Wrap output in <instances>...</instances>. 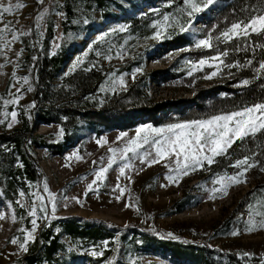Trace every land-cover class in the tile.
Segmentation results:
<instances>
[{
    "label": "rangeland",
    "instance_id": "rangeland-1",
    "mask_svg": "<svg viewBox=\"0 0 264 264\" xmlns=\"http://www.w3.org/2000/svg\"><path fill=\"white\" fill-rule=\"evenodd\" d=\"M231 1L217 0V3L205 9L206 17L202 19L197 17L188 29L187 43L176 48L158 47L151 49L152 51L144 57L145 70L154 74L148 83V94L153 103L160 108L155 115L156 122L152 125L153 127L179 123L184 120L206 119L211 115L235 110L228 102L232 100L233 95L245 87L240 85L239 81L244 76H250V78H245L250 81L252 78L257 79L259 77L253 71V67H258V64L255 65L254 63L241 70H237L235 67L224 69L222 74L211 79L204 78L208 72L213 71V68L207 65L202 71L194 72L191 76L188 75L191 65L187 61L195 62L202 57H213L218 50L225 48L231 51L229 53L232 60L235 56L241 55L242 49L248 47L250 40L245 42L243 38L234 39V41L227 43L213 40L212 43L216 45L215 48L195 47L196 41L203 39L209 32L215 37L219 35L221 30L230 26L233 22V13L225 11L224 8ZM18 3L23 7L15 9L12 13H3L0 27L11 21L17 30L28 34L15 41L10 50L5 49L7 62L6 57L0 55V64L3 65V68H0V97L10 100L18 94L17 89H20L22 95L17 104H9L6 108L3 101L0 100V112L7 111L10 113L9 107L16 110L21 104L32 103L33 90L28 92V84H24L19 79L28 76L29 84H31L30 70L22 67L24 51L19 57L16 56L17 52L23 50V40H27L32 35L35 46L40 49L43 46L46 27L51 22L54 37L49 42V54H54L62 44L60 27L62 16L57 14L55 8L61 5L63 0H44L43 4L38 3V0H0V4L5 6ZM44 8H47L48 11L39 21L37 27L35 18ZM145 10L146 8H143L141 11L144 12ZM91 21H94L95 25H99L98 23H101L100 15L97 14ZM108 26L104 25L101 31ZM163 29L164 27L159 28V35L155 36L154 40L160 39ZM83 30L84 27L80 29V32L70 34L66 39L69 46L80 48V51L71 56L58 78L64 76L65 73L73 72L77 68L84 60L89 45L93 40H96L99 34L96 32L86 36L82 33ZM153 43L154 41L148 42L145 46ZM133 45L142 47L143 43L133 42ZM237 46L241 48L240 51L234 50ZM120 54L122 59L118 55L111 57L113 73L101 85V93L124 92L139 74L136 72L135 77H133L135 69L131 73L120 75L114 73L127 62L125 46ZM78 58V65L73 71H69L77 63ZM210 63L214 64L215 62L210 61ZM229 72L232 75H229ZM13 73H15V78ZM121 76L125 81L123 86L119 84ZM57 79L53 82L54 86L57 84ZM10 119L9 116L8 120ZM3 125L9 131L17 123L8 128L6 121L5 124H0V130ZM140 126L121 130L111 129L101 132L98 137L92 133H81L73 145L65 149L60 156L53 155L46 149L34 150L35 162L42 178L37 186L31 188L28 193L39 190L46 196V193H43V183L46 178L50 190L57 194L58 201L54 218L40 219L41 214L38 213L37 229L34 236L41 228L58 220L74 219L80 222L101 224L114 233L111 241V253L102 264H106V262H110V264H175L168 258H164L159 251L144 249L141 246V240L145 236H150L156 242L190 244L218 250L225 254L240 255L249 252L255 257L264 259L262 256L264 254V229L257 228L252 232L244 231V222L248 218L249 205L256 206L258 201H264V189L256 190L257 185L264 183V171H260V169L248 170L245 173L246 182L229 187L227 195H217L215 199H209L208 190L214 186L213 180L197 178L200 168L180 176L178 182H169L166 179L167 175L176 176L173 158H165V160H159L157 163L149 165L147 163L142 164L138 158L132 157V154L129 153L132 167L125 169V174L122 175L119 171L122 161L119 159V153H117L116 163L108 169L105 179L97 181L92 190L87 189V185L95 178L94 169L98 170L101 167V158L103 157L104 164H107V157L112 155L108 149L110 147L123 148L128 139L136 137V129ZM35 129L36 134L45 136V141L48 143L62 142L63 133L58 135L60 129L57 127L36 124ZM148 131L147 129L143 130L141 136ZM121 132L127 133V136L117 140L116 137ZM151 135L155 136L156 134ZM100 137H104L107 142L98 144L97 139ZM140 151H150L153 156L155 154L149 145H144ZM73 152H76L82 159L78 160L75 157L66 159ZM94 161L95 163H93ZM166 163L171 164L172 170L166 166ZM117 184L125 189L123 193L116 188ZM249 192L251 195H248ZM117 196H120L119 201L116 199ZM64 197H78L81 202L77 203L71 199L65 200ZM183 198L187 200V203L180 212L175 211V202ZM23 199L29 205L32 202L29 196H25ZM65 203H67V207L64 206ZM126 204L130 206L126 207ZM0 210H4L6 214V218L0 219V264H11L17 258L22 257L25 252L19 249L18 244H12L10 241L15 236L18 238V242H23V229L30 230L32 228V218L26 215L28 218L27 226H23L22 221L17 222L8 218L12 208L10 209L8 203L2 201V195H0ZM49 215H51L50 205ZM237 229H239V234L231 235V232ZM168 233H172L179 239L170 238ZM117 234H119L118 246L116 243ZM62 241L66 244V260L72 253L74 257L81 258L86 255L92 256L90 252L93 249L102 252L108 249V244L105 246L103 243L100 245L101 247H97L93 245L83 246L79 243L70 245L64 238ZM77 264H85V261L80 260Z\"/></svg>",
    "mask_w": 264,
    "mask_h": 264
},
{
    "label": "trees",
    "instance_id": "trees-1",
    "mask_svg": "<svg viewBox=\"0 0 264 264\" xmlns=\"http://www.w3.org/2000/svg\"><path fill=\"white\" fill-rule=\"evenodd\" d=\"M183 6V0H172L171 3L168 0H63V3L55 8L56 12L63 15L60 23L62 44L54 54H49V42L54 37L51 22L46 27L43 46L40 49L35 46L32 35L23 40L22 67L31 72V101H35V107L28 109L26 114V104H21L16 109L17 125L9 131L3 125L0 130V193L4 203L12 201L17 222L22 221L23 226L28 224L26 210L15 203L19 198V191L28 193L42 178L34 158L35 149H46L49 153L60 156L65 149L73 145L81 133H92L98 137L101 132L111 129H130L137 125L155 124V115L160 108L148 94V83L154 74L145 70L143 59L151 49L176 48L188 42V30L180 31L181 26L189 29V17L178 11ZM262 6L264 0H232L224 10L231 11L232 21H235L248 18L254 14V8ZM143 8H146L144 12L141 11ZM165 13L171 14L167 22L171 26H165L160 39L154 40L158 27L153 22L161 21ZM97 14L101 17L99 25L91 21ZM206 14L204 9L196 14L195 20L197 17L205 18ZM172 17L176 19L173 20ZM85 19L87 24L84 23ZM104 25L109 26L101 31ZM118 25L127 27L121 31ZM82 27V33L86 36L96 32H99L98 36L103 33L108 35L100 40H93L91 48L77 68L58 78L71 56L80 51V48L69 46L66 39L70 34L80 32ZM113 28L115 31H110ZM249 40V45L245 48L247 50L242 49L241 55L232 60L231 51L228 49L230 53L225 58L226 62L239 61L243 65L246 59H252L257 65L264 59V49L257 47L255 53L251 50L254 44H264V36L251 33ZM151 41H154L152 45L145 46ZM133 42H142L143 46L136 47ZM213 45L215 48L216 45ZM124 46L127 62L114 73H131L137 68L141 71L124 92L101 93V85L113 73L112 59L105 57H116ZM245 78L250 76H244L242 79ZM56 79L57 84L54 86ZM261 101H264V76L252 78L228 103L233 109H237ZM9 108L10 111L13 110ZM36 124L63 129L62 142H46L45 136L36 134ZM252 152L257 153V159L264 161V133L246 137L243 141H235L224 155L214 158V163H205L196 177L213 180L217 174L231 175L239 171L234 167L235 160L250 156ZM251 169L258 170L260 167ZM262 189L264 183L256 186L257 191ZM248 195H251V192ZM186 203L185 198L175 202V211L180 212ZM20 216L24 219L20 220ZM113 237L114 233L101 224L74 219L58 220L41 228L35 240L26 246L28 251L11 264H77L80 260L85 261V264H102L111 253ZM63 238L70 245L79 243L97 247L107 241L108 249L100 256L86 255L77 258L72 253L66 260V244L62 241ZM141 241L144 249L159 251L164 258L175 264H260L261 261L254 255L244 257L190 244L156 242L150 236L143 237Z\"/></svg>",
    "mask_w": 264,
    "mask_h": 264
},
{
    "label": "snow or ice",
    "instance_id": "snow-or-ice-1",
    "mask_svg": "<svg viewBox=\"0 0 264 264\" xmlns=\"http://www.w3.org/2000/svg\"><path fill=\"white\" fill-rule=\"evenodd\" d=\"M44 0H38V3L43 4ZM169 3L172 0H168ZM217 3V0H183V7L178 9L182 14H186L189 19L187 20V25L190 28L193 25V22L196 18V14L207 9L210 5ZM23 5H2L0 4V20H3V13H12L15 9L21 8ZM48 11L47 8L42 9L36 16L37 27L39 26V21L43 18L44 14ZM252 15L243 20H235L231 22L230 26L219 32L218 36H213L211 32L206 35L203 39H199L195 43L196 48H213V40L221 41L227 43L229 41H234V39L243 38L245 42L250 39L251 33H256L261 36H264V6L260 8H254ZM58 15H63V13H57ZM171 14L165 13L163 19L161 21H154L153 24L157 25L158 30L154 33L155 36L159 35V28L165 26H171L167 22L170 19ZM173 20L176 17H172ZM75 22V21H74ZM84 23L87 24L88 21L85 19ZM119 30L123 31L127 26L126 25H118ZM215 27V26H214ZM188 28L184 26L180 27V31H187ZM110 31H115V29H110ZM28 33L19 31L12 25L11 21L6 22L0 27V55H4L6 57L7 62V52L5 49H11V45L17 41L21 36L26 35ZM10 35V39H9ZM108 35V33H103L101 36L97 37V40L103 38V36ZM259 47L264 49V44H254L252 45V51L255 53L256 48ZM91 48V45H89ZM235 51H240L241 48L237 46ZM247 50V49H245ZM20 52L16 53V56L19 57L21 55ZM99 54V53H98ZM117 55L122 59V55L118 52ZM229 55V51L227 48L224 50H218L217 54L213 57H202L198 61H187L191 65V69L188 72V75L191 76L194 72L202 71L204 66L207 65L210 68H213V71L208 72L205 75V79H211L218 74H222L224 69H232L236 68L239 70L242 67H247L253 65L252 59H246L244 64L241 65L239 61L226 62L224 58ZM106 59H111L110 56L105 57ZM35 59V57H33ZM210 61L215 62L210 63ZM79 63V58L77 63H75L69 71H73L75 67ZM0 68H3V65L0 64ZM141 71L140 68H137L133 72V77H135V73ZM253 71L257 76H264V59H261L258 62V67H253ZM67 75V73H65ZM229 75H232L229 72ZM13 77L15 78V73H13ZM255 78V77H254ZM24 82V84H28L27 91L31 92L32 86L29 84V77L23 76L19 78ZM194 82V81H193ZM115 84V81H113ZM250 83L249 79H242L239 81V84L242 86H246ZM119 84L125 85V81L121 76L119 78ZM103 90V86H102ZM16 95L13 96L12 99H3L0 97V100L3 101V105L6 108L9 104H17L21 99L20 89H17ZM35 107V101L25 106V112L27 114V110ZM11 117L8 120V117ZM0 124H5L7 121V127L11 128L14 123H18L17 120V111L14 109L10 113L7 111L0 112ZM31 117L29 116V119ZM66 119V118H65ZM149 130L145 132L143 136H141V132L143 130ZM63 133V129L60 130L58 135ZM136 137L130 138L124 143L123 148L118 147H110L108 152L112 155L107 157V164H104V158H101V167L98 170L94 169V179L91 183L87 185L88 190L93 189V185L97 183V181H103L105 179V174L108 169L116 163L117 156L119 153V159L122 161V164L119 168L120 173L125 174V169L131 168V157H129V153L132 154V157L138 158L142 164H153L157 163L159 160H165V158H173L175 161L174 171L176 176L169 174L166 176V179L169 182H178L179 177L182 175H187L190 171H194L197 168H202L207 164L211 165L215 162V157L224 155L229 148L232 147L233 143L237 140L243 141L246 137L252 136L255 137L257 133H264V101L252 103L250 105L246 104L241 107H238L235 110L222 112L218 115H211L206 119H192V120H184L179 123H168L161 127H153L152 125H141L136 129ZM156 134L152 136L151 134ZM127 136V133L121 132L116 137L117 140H121ZM102 142L106 143L104 137H100L97 139V143L101 144ZM30 143V141H29ZM144 145H149V148L154 150V156L150 151L141 152L140 150ZM257 153L252 152L250 156H244L242 159H236L234 167L238 168L239 171L234 172L229 175L227 173L217 174L213 179L214 186L209 189V199H215L217 195H227V189L235 184H239L242 182H246L245 173L255 167L259 166L260 171H264V161H261L256 158ZM75 157L80 160V157L76 152H73L66 157V159H70ZM95 163V161L93 162ZM22 166V165H21ZM166 166L172 170V166L170 163H166ZM119 179V177H117ZM218 185V187H217ZM29 187L32 185L29 183ZM116 188L119 189L121 193L125 191L124 188H121L119 184L116 185ZM115 190V189H114ZM43 193H46V196L41 193V191L37 190L35 192L25 193L23 190L19 191V198L16 200V204L27 211V215L30 216L32 228L30 230L23 229L24 239L23 242H18V238L13 236L11 239L12 244H18L19 249L27 252L28 248L26 245L29 241H34L35 236L34 233L37 229V218L38 213L40 219H51L54 218V214L57 210V194L52 192L49 188L47 180L43 183ZM2 195V193H0ZM87 195V192H85ZM25 196H29L31 198V204L25 202L23 199ZM65 200L71 199L75 200L77 203H80V199L78 197H64ZM116 199L119 201L120 196H117ZM8 207L12 208V201H8ZM49 205L51 208V215H49ZM67 207V203L64 205ZM126 207L130 205H125ZM139 211V209H137ZM6 218V214L4 210H0V219ZM8 218L15 221L17 219L15 215V210L12 209ZM20 220H23L24 217L20 216ZM259 229H264V201H258L256 206L249 205L248 218L244 222V231L252 232ZM59 231V229H57ZM239 234V229L231 232V235L236 236ZM170 238L179 239V237H175L172 233L167 234ZM119 234H117L116 243L119 245L118 240ZM105 246H107L108 242H102ZM71 251V249H69ZM90 254L92 256H100L102 255V251H96L93 249ZM240 255L244 257L252 256V253L244 252ZM264 256V254H262ZM114 259V258H113ZM106 264H110V262H106ZM260 264H264V259H261Z\"/></svg>",
    "mask_w": 264,
    "mask_h": 264
}]
</instances>
